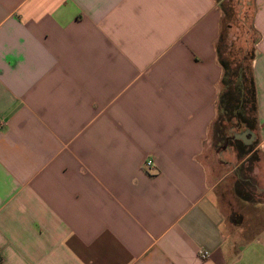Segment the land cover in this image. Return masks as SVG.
<instances>
[{"label":"crops","instance_id":"crops-1","mask_svg":"<svg viewBox=\"0 0 264 264\" xmlns=\"http://www.w3.org/2000/svg\"><path fill=\"white\" fill-rule=\"evenodd\" d=\"M222 2L0 0V264H264V229L236 245L202 161Z\"/></svg>","mask_w":264,"mask_h":264},{"label":"rangeland","instance_id":"rangeland-1","mask_svg":"<svg viewBox=\"0 0 264 264\" xmlns=\"http://www.w3.org/2000/svg\"><path fill=\"white\" fill-rule=\"evenodd\" d=\"M247 2L224 0L221 3L220 46L225 44L220 53L222 56H228L233 47L234 55L230 57L238 56L237 47H250L252 40L258 36L253 28H249L250 9ZM222 88L220 84V95ZM246 120L254 125L249 105ZM229 126V114L218 101L217 116L210 129L202 161L213 179L211 185L224 175L213 192L228 218L227 231L237 245L264 229V161L260 151L253 149L254 143H247L249 128L236 126L229 130Z\"/></svg>","mask_w":264,"mask_h":264},{"label":"trees","instance_id":"trees-1","mask_svg":"<svg viewBox=\"0 0 264 264\" xmlns=\"http://www.w3.org/2000/svg\"><path fill=\"white\" fill-rule=\"evenodd\" d=\"M249 28H253L251 23ZM220 36L217 44V54L219 63L223 69L220 84L221 88L223 86L224 89L222 88L221 95L219 91L218 101L229 114V130L236 126L250 129L253 125L247 123L246 115L247 106L249 105L250 112L253 114L254 123L255 87L252 77L251 62L255 55V43L258 40V36L256 39L252 40V45L250 47L244 48L246 46L242 45L237 47L236 52L238 53V56L235 54L236 57L234 56L233 58L230 56L234 55V47L230 49L228 56L220 55L225 47L224 43L220 46Z\"/></svg>","mask_w":264,"mask_h":264},{"label":"built area","instance_id":"built-area-1","mask_svg":"<svg viewBox=\"0 0 264 264\" xmlns=\"http://www.w3.org/2000/svg\"><path fill=\"white\" fill-rule=\"evenodd\" d=\"M2 124L3 123L0 120V128L2 127ZM151 165H152V161L150 159L145 162V166L146 167H151ZM202 255H203V257H206L207 253L205 251H203Z\"/></svg>","mask_w":264,"mask_h":264},{"label":"water","instance_id":"water-1","mask_svg":"<svg viewBox=\"0 0 264 264\" xmlns=\"http://www.w3.org/2000/svg\"><path fill=\"white\" fill-rule=\"evenodd\" d=\"M250 142V141H249Z\"/></svg>","mask_w":264,"mask_h":264}]
</instances>
